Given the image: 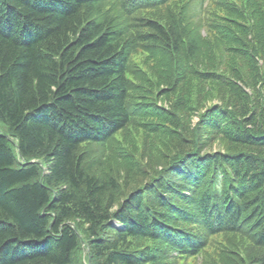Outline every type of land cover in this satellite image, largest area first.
Listing matches in <instances>:
<instances>
[{
    "label": "trees",
    "instance_id": "obj_1",
    "mask_svg": "<svg viewBox=\"0 0 264 264\" xmlns=\"http://www.w3.org/2000/svg\"><path fill=\"white\" fill-rule=\"evenodd\" d=\"M257 59L264 0H0V264H186L224 234L263 252L222 264H264Z\"/></svg>",
    "mask_w": 264,
    "mask_h": 264
},
{
    "label": "rangeland",
    "instance_id": "obj_2",
    "mask_svg": "<svg viewBox=\"0 0 264 264\" xmlns=\"http://www.w3.org/2000/svg\"><path fill=\"white\" fill-rule=\"evenodd\" d=\"M213 7V6H212ZM208 10V7H206ZM223 10L222 6L220 4H218V6L213 7V12H219ZM224 11V10H223ZM201 35H205V32L203 29L200 30ZM258 35L257 34H249L244 38V44H245V48H247L248 50H251L253 52V48H255L254 44L251 42V38L252 37H256ZM130 65L138 67V69H140L141 71H145L147 74L148 73H156V65L151 69L152 67V61L148 60V57H146L143 53L139 52L136 55L134 54L131 59H130ZM258 69H261L262 67L264 68V62H262L261 60L257 59V65ZM260 72V70H257V73ZM261 73V72H260ZM208 96L205 98V101H203V105L206 107H210V106H214L217 104V102H215L216 98L213 94V92H208L207 94ZM163 106H166V103H161ZM197 111H195L193 113L192 116V125L195 124L197 122ZM129 133H126L124 136L129 135L128 139H123L121 137V135L118 136V138L116 137L115 140L111 143V145L107 144V148H106V152H105V157L106 158H110L112 156H116L119 155V157H115L118 159V174H121L123 172L124 167L126 166V162H125V157H131L132 154V147L131 145H138L140 147V135L139 132H130V129L128 130ZM162 142H165L164 140H162ZM151 146V145H150ZM160 144L157 143L156 141H154L152 143L151 146V157H152V166L153 168H157L159 166V164H161V150H159ZM86 149H89V146L85 147ZM97 154H100L99 148L95 147L94 148ZM221 150V148L218 146V144H216V146H213L211 149H208L207 151L209 152H215ZM158 151V152H157ZM139 152V151H138ZM139 156V155H138ZM140 157V156H139ZM114 158V157H112ZM111 159V158H110ZM106 163H110L112 165H116V163L113 160L107 161ZM137 179V178H136ZM117 225V224H116ZM248 243L241 239L236 237V236H226L224 235H218L215 237H212L211 239H209L208 242V246L205 248V250L203 251V254H200L198 257L193 258V259H188L186 260V264H208L209 261V257H215L218 260L219 264H222L221 259H220V254L221 251L223 249H231L234 248L235 245L238 246H242V248H244L247 252L250 253H255V255L260 254L261 252H263L260 249H255L249 245H247Z\"/></svg>",
    "mask_w": 264,
    "mask_h": 264
}]
</instances>
